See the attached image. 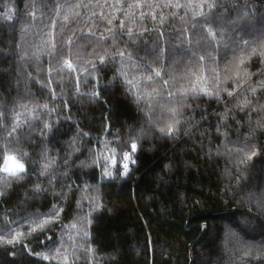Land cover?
Instances as JSON below:
<instances>
[{"label":"trees","instance_id":"trees-1","mask_svg":"<svg viewBox=\"0 0 264 264\" xmlns=\"http://www.w3.org/2000/svg\"><path fill=\"white\" fill-rule=\"evenodd\" d=\"M233 207L264 218V0H0V264H188L205 226L193 264H264Z\"/></svg>","mask_w":264,"mask_h":264},{"label":"snow or ice","instance_id":"snow-or-ice-1","mask_svg":"<svg viewBox=\"0 0 264 264\" xmlns=\"http://www.w3.org/2000/svg\"><path fill=\"white\" fill-rule=\"evenodd\" d=\"M131 148L134 151L136 149V145L132 144ZM128 158H129L128 154H125L124 159H128ZM7 161H15V167L14 168H9L8 164H7ZM127 168H128V165L127 164H123V169H124L125 174L127 172ZM3 171L6 172V173H9L11 175H18L20 172L24 171V165L22 163H20L18 160H16V158L14 156H9L6 159Z\"/></svg>","mask_w":264,"mask_h":264},{"label":"water","instance_id":"water-1","mask_svg":"<svg viewBox=\"0 0 264 264\" xmlns=\"http://www.w3.org/2000/svg\"><path fill=\"white\" fill-rule=\"evenodd\" d=\"M226 211H237V210H240V211H247L249 212L250 214L254 215L255 217H257L258 219L262 220L264 222V218L262 216H260L257 212L249 209V208H244V207H233V208H227L225 209ZM206 229V226L203 228L202 232L200 233V235L195 239L193 240L190 245H189V254H190V261L188 264H193V261H194V255H193V243L194 241L198 240L204 233Z\"/></svg>","mask_w":264,"mask_h":264},{"label":"built area","instance_id":"built-area-1","mask_svg":"<svg viewBox=\"0 0 264 264\" xmlns=\"http://www.w3.org/2000/svg\"><path fill=\"white\" fill-rule=\"evenodd\" d=\"M123 164H127L128 165L126 174H125L124 169H123ZM131 167H132V164H131L130 159L129 158L128 159H123V161L121 163L122 174L123 175H127V173L129 172V170L131 169Z\"/></svg>","mask_w":264,"mask_h":264},{"label":"rangeland","instance_id":"rangeland-1","mask_svg":"<svg viewBox=\"0 0 264 264\" xmlns=\"http://www.w3.org/2000/svg\"><path fill=\"white\" fill-rule=\"evenodd\" d=\"M126 154H128V157L130 159V154L128 152ZM7 164H8L9 168H14L15 167V161H7Z\"/></svg>","mask_w":264,"mask_h":264}]
</instances>
